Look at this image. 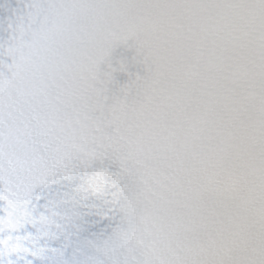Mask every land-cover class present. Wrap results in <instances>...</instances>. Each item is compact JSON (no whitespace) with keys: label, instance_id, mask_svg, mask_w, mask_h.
I'll return each instance as SVG.
<instances>
[{"label":"snow or ice","instance_id":"snow-or-ice-1","mask_svg":"<svg viewBox=\"0 0 264 264\" xmlns=\"http://www.w3.org/2000/svg\"><path fill=\"white\" fill-rule=\"evenodd\" d=\"M25 9L0 40V264H264V0Z\"/></svg>","mask_w":264,"mask_h":264}]
</instances>
